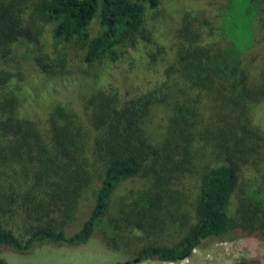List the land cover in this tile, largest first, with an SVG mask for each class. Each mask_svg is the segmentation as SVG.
I'll use <instances>...</instances> for the list:
<instances>
[{"label": "trees", "instance_id": "trees-1", "mask_svg": "<svg viewBox=\"0 0 264 264\" xmlns=\"http://www.w3.org/2000/svg\"><path fill=\"white\" fill-rule=\"evenodd\" d=\"M202 1L178 15L168 67L187 88L156 99L152 90L137 98L112 86L87 92L86 120L53 100L41 126L28 114L23 63L32 61L48 81L70 68L69 45L88 67L115 60L121 47L144 37L147 14L161 3L0 0V249L80 245L102 223L110 245L119 240L138 260L176 262L206 239L264 238L261 191L239 186L241 167L264 182V134L251 114L264 99V0ZM95 18L99 30L91 35ZM46 29L53 54L44 48ZM14 47H25L16 62ZM154 101L169 111L160 139L145 127ZM184 178L194 180L193 193L178 197L187 207L171 202ZM0 264L9 263L0 256Z\"/></svg>", "mask_w": 264, "mask_h": 264}, {"label": "rangeland", "instance_id": "rangeland-1", "mask_svg": "<svg viewBox=\"0 0 264 264\" xmlns=\"http://www.w3.org/2000/svg\"><path fill=\"white\" fill-rule=\"evenodd\" d=\"M160 3V11L157 14L148 13L146 16L144 37L138 38L132 47H121L115 60H109L106 57L99 63L88 67L81 61L82 51L69 45L72 58L68 64L70 68L56 75L47 76L48 81L32 61L28 60L23 63L22 68L27 80L24 79L21 89L23 94L28 97L27 100L31 102L28 103L32 106L28 108L29 116L36 118L42 126L45 112L47 113L54 100L66 105L86 120L82 115L83 95L87 92L107 90L110 86L116 87L122 97L128 98H137L152 90L155 93L154 99L165 98L166 94L168 98L173 88L185 87V83L178 74L168 71V67L175 61L178 15L186 8H198L205 2L202 0H160ZM98 30L99 23L95 18L91 23V35H95ZM48 36L46 29L43 40L47 44L44 43V48L46 51L49 49L53 54L55 48L52 44H48ZM14 48H16L14 52L18 51L14 58V62H16L25 47ZM152 53L156 54L155 60L151 57ZM36 72H38V76L34 77ZM85 72L95 75V77L90 79L85 75ZM189 94L196 99L199 97L196 91L193 93L189 90ZM155 102L152 103L146 116L145 127L149 135L160 139L164 127L168 123L169 111L160 103ZM251 114L255 127L264 134V99L254 103ZM93 134L95 135V132ZM206 154L208 157L207 152ZM204 159L202 157V160ZM146 174L149 172L137 179L141 184L146 182ZM253 178L258 182L255 183ZM182 180L178 186L180 193H176L177 199L172 198L171 202H179L187 207L186 201L183 202L178 197H182V194L193 193L194 180L193 178ZM239 182V186H243V189L248 190L247 192L254 196L261 191V194L257 195H259L258 198L263 196L264 201V182L257 177V173L241 167ZM89 194L90 190L87 189L84 195L89 197ZM117 194L118 192L115 193V196ZM79 214L81 213L79 212ZM109 237H112V232L102 223L97 227L92 237L80 245L70 246L44 242L34 245L25 253L2 248L0 256L7 259L9 264H108L114 261H122L126 264H231L241 257L253 260L254 264H264V238L260 237H237L225 241L206 239L199 247L192 250L190 255L176 262H163L155 257H150L133 263L129 260L136 259V257L132 256L119 240H117L118 247L111 246L108 242Z\"/></svg>", "mask_w": 264, "mask_h": 264}, {"label": "water", "instance_id": "water-1", "mask_svg": "<svg viewBox=\"0 0 264 264\" xmlns=\"http://www.w3.org/2000/svg\"><path fill=\"white\" fill-rule=\"evenodd\" d=\"M138 259H133V262H136Z\"/></svg>", "mask_w": 264, "mask_h": 264}]
</instances>
